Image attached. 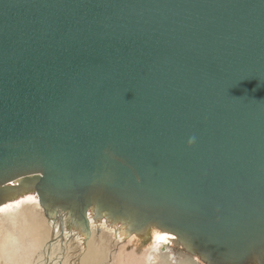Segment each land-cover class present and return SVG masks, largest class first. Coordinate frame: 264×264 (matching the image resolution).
<instances>
[{
	"label": "water",
	"instance_id": "95a60500",
	"mask_svg": "<svg viewBox=\"0 0 264 264\" xmlns=\"http://www.w3.org/2000/svg\"><path fill=\"white\" fill-rule=\"evenodd\" d=\"M28 194L264 264V0H0V206Z\"/></svg>",
	"mask_w": 264,
	"mask_h": 264
},
{
	"label": "bare ground",
	"instance_id": "6f19581e",
	"mask_svg": "<svg viewBox=\"0 0 264 264\" xmlns=\"http://www.w3.org/2000/svg\"><path fill=\"white\" fill-rule=\"evenodd\" d=\"M0 207V211L2 210L0 215L7 222V230L4 233L2 232V237L0 238V244H4L3 252H0V256L8 257V259L14 258L12 262L16 261L17 264H42L43 262V264H47L48 262H51V264L55 263L53 260L54 258L51 256L54 251L56 252V248L58 247L59 243L62 244L63 242L59 237V233L60 231H63L64 234V232L67 231L65 230V227L63 230H60L57 225H52L51 221L43 215L37 198L34 195L28 194L11 200ZM51 229L54 231L55 240L49 239V231ZM16 230H18L17 235L15 234ZM71 233L75 235L73 238H79V234L77 235L74 232ZM154 233L157 234L155 236L156 240L152 243L154 248H156V244L159 243L162 244L163 249L165 248V251H162V253L159 255L161 264H194V262L188 257V259L185 260H182V258L176 259V257H174V255L168 249L170 246L163 243L164 240L167 241L166 235L160 234V232L156 230L153 232V234ZM94 236H97L95 232L93 237ZM106 236L108 235L106 234ZM25 237L29 238V252L24 249L25 245L23 246V249H21V246L23 245L22 241L25 239ZM93 240L94 239H92L85 248L83 257L81 259V264H95L96 254H94L93 250L95 249L94 244L92 243ZM103 254L105 253L103 252ZM173 258L174 260H171Z\"/></svg>",
	"mask_w": 264,
	"mask_h": 264
},
{
	"label": "rangeland",
	"instance_id": "374dc122",
	"mask_svg": "<svg viewBox=\"0 0 264 264\" xmlns=\"http://www.w3.org/2000/svg\"><path fill=\"white\" fill-rule=\"evenodd\" d=\"M0 213H2V210L0 211ZM6 230H7V222L0 215V232H1L0 238L2 237V232L4 233ZM16 231L15 234L17 235L18 230ZM154 231H152V238L148 245L138 246V242H136L134 238L120 240L119 235H117V237L113 236L114 232L111 227H108L103 222L96 224L92 220H90V236L85 242H83L82 237L80 235L79 238L76 239L73 238L75 235H73L71 232L70 233L64 232L62 237V241H63L62 244L59 243L58 247L56 248V252L54 251V253L51 256L52 258H54L53 260L55 261V263L53 264H81V259L83 257L85 248L92 239H94L92 243L94 244V248H95L93 249L94 254H96L95 264H161L159 255L162 253V251H165V248L163 249L161 243L156 244V248H154V245H152V243L156 240L155 236L157 235L156 233H154L155 235L153 234ZM94 232L97 234V236H94L95 238L93 237ZM75 234L78 235V233ZM106 234L108 236H106ZM166 237L168 240L169 238L168 235H166ZM49 239L55 240V234L52 229L49 231ZM164 241L163 243L167 245L166 241L165 242ZM22 242L23 245L21 246V249H23V246L25 245L24 249L27 252H29V243H30L29 238L25 237V239ZM168 246H170L168 249L174 255V257H176V259L182 258V260H185L189 258L194 262V264H200L196 259H194L190 254L186 253L180 247H176L173 244H169ZM3 247L4 244H0V252H3ZM103 252L105 254H103ZM27 257H28V253H27ZM13 259L14 258L8 259V257L0 256V264H17L16 261L12 262ZM171 260H174V258ZM47 264H51V262H48Z\"/></svg>",
	"mask_w": 264,
	"mask_h": 264
},
{
	"label": "clouds",
	"instance_id": "9594fccd",
	"mask_svg": "<svg viewBox=\"0 0 264 264\" xmlns=\"http://www.w3.org/2000/svg\"><path fill=\"white\" fill-rule=\"evenodd\" d=\"M194 140H195V137L190 138L189 143L194 142Z\"/></svg>",
	"mask_w": 264,
	"mask_h": 264
}]
</instances>
